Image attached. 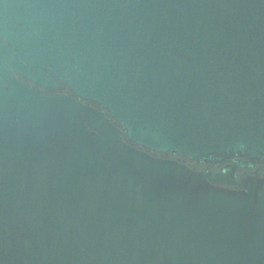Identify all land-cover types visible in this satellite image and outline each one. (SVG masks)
<instances>
[{
    "label": "water",
    "instance_id": "1",
    "mask_svg": "<svg viewBox=\"0 0 264 264\" xmlns=\"http://www.w3.org/2000/svg\"><path fill=\"white\" fill-rule=\"evenodd\" d=\"M0 264H264V0H0Z\"/></svg>",
    "mask_w": 264,
    "mask_h": 264
}]
</instances>
